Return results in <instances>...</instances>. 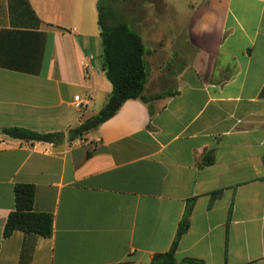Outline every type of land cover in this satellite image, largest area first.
Instances as JSON below:
<instances>
[{
  "label": "crops",
  "instance_id": "0c3cea01",
  "mask_svg": "<svg viewBox=\"0 0 264 264\" xmlns=\"http://www.w3.org/2000/svg\"><path fill=\"white\" fill-rule=\"evenodd\" d=\"M118 1L145 100L70 141L111 92L99 0H0V264H150L173 243L177 264H264V0H145L151 21ZM17 184L49 238L2 237Z\"/></svg>",
  "mask_w": 264,
  "mask_h": 264
},
{
  "label": "trees",
  "instance_id": "16d2710c",
  "mask_svg": "<svg viewBox=\"0 0 264 264\" xmlns=\"http://www.w3.org/2000/svg\"><path fill=\"white\" fill-rule=\"evenodd\" d=\"M145 0L130 3L140 7ZM122 1L99 0L97 5L98 24L102 47V67L111 92L102 108L91 118L68 131V140H76L96 129L100 124L115 115L121 105L128 100H145L142 95L146 69L143 44L136 32L124 21H118L116 10ZM2 133L24 142L58 143L64 138L62 134H38L32 131L10 128ZM14 210L5 221L2 237L8 238L14 231L26 236L49 238L52 234L53 219L50 214L33 211L34 187L17 184L13 188ZM179 233L176 238H178ZM175 243L168 253L157 255L150 264H177L173 256ZM182 264H202L187 259Z\"/></svg>",
  "mask_w": 264,
  "mask_h": 264
},
{
  "label": "rangeland",
  "instance_id": "374dc122",
  "mask_svg": "<svg viewBox=\"0 0 264 264\" xmlns=\"http://www.w3.org/2000/svg\"><path fill=\"white\" fill-rule=\"evenodd\" d=\"M142 5L144 6V9H145L146 21L153 20L154 19L153 18L154 17V8L152 6H149L148 3H145V4L142 3ZM131 9L133 12V13H131L132 15H134V13L139 15V12H140L139 7L135 6V7H131ZM116 18L118 21H124L125 22V20L127 18V10L125 11V7H123V8L120 7V9L118 8L116 10ZM127 20H128V18H127Z\"/></svg>",
  "mask_w": 264,
  "mask_h": 264
},
{
  "label": "built area",
  "instance_id": "2783aa9c",
  "mask_svg": "<svg viewBox=\"0 0 264 264\" xmlns=\"http://www.w3.org/2000/svg\"><path fill=\"white\" fill-rule=\"evenodd\" d=\"M85 70H89V66L87 64L84 65ZM90 104L89 98H80L79 96H75L73 98V105L75 108H77L79 111H83L86 108H88ZM1 145L3 146L4 143L1 142Z\"/></svg>",
  "mask_w": 264,
  "mask_h": 264
}]
</instances>
